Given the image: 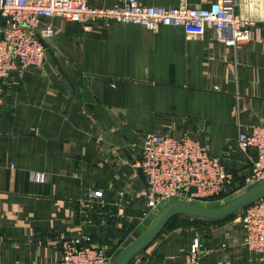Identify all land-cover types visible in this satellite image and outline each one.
<instances>
[{
  "label": "crops",
  "instance_id": "crops-1",
  "mask_svg": "<svg viewBox=\"0 0 264 264\" xmlns=\"http://www.w3.org/2000/svg\"><path fill=\"white\" fill-rule=\"evenodd\" d=\"M119 0H86L105 7ZM143 4L205 6L212 0H137ZM252 25L249 38L218 41L211 28L186 33L175 25L154 30L101 20L88 29L60 16L42 63L0 78V264H50L59 258L57 232L83 229L115 256L148 223L141 217L136 172L147 132H188L206 139L238 185L250 171L236 145L264 118V0H236ZM30 170L45 173L42 182ZM101 196L91 200L90 192ZM79 199L86 200L78 203ZM91 201H88V200ZM126 264H182L194 231L199 264H264L244 244L241 221L179 214Z\"/></svg>",
  "mask_w": 264,
  "mask_h": 264
},
{
  "label": "built area",
  "instance_id": "built-area-1",
  "mask_svg": "<svg viewBox=\"0 0 264 264\" xmlns=\"http://www.w3.org/2000/svg\"><path fill=\"white\" fill-rule=\"evenodd\" d=\"M235 6L236 0H212L205 6L184 3L162 6L119 0L105 7L90 6L86 0H0V18L3 17L0 78H6L11 70L21 71L42 63L46 50L40 39L44 41L52 35L51 25L43 22L42 17L57 15L85 29L101 20L136 23L149 30L158 25H175L190 34H200L209 27L218 41L235 44L248 40L252 25L250 20L238 16ZM236 145L244 153L248 146L254 149L252 157L245 153L250 171L243 177L241 187L264 179V118L246 131L238 130ZM138 155L135 164L146 183L139 192L144 204L141 217L153 215L165 200L208 205L209 201L222 199L236 190L231 173L210 153L208 141L188 132L179 135L147 132L141 139ZM28 176L36 182L45 179V173L40 170H30ZM89 195L93 200L101 196V191L92 190ZM84 201L79 199L78 203ZM235 215L243 225L247 249L254 254L263 253L264 194ZM78 216L76 232H57L59 258L50 264H112L113 253L92 241L83 229L84 224L91 222L88 211L80 207ZM202 252L199 234L194 231L182 264H199Z\"/></svg>",
  "mask_w": 264,
  "mask_h": 264
},
{
  "label": "water",
  "instance_id": "water-1",
  "mask_svg": "<svg viewBox=\"0 0 264 264\" xmlns=\"http://www.w3.org/2000/svg\"><path fill=\"white\" fill-rule=\"evenodd\" d=\"M0 23H3V17L0 18ZM40 41L45 50L52 55L47 44L41 39ZM136 172L146 185L144 175L139 166H136ZM263 194L264 179L252 184L217 205H204L180 199L165 200L155 211L146 226L117 252L113 258L112 264H126L129 257L146 245L173 215L186 214L203 219H218L240 210Z\"/></svg>",
  "mask_w": 264,
  "mask_h": 264
},
{
  "label": "rangeland",
  "instance_id": "rangeland-1",
  "mask_svg": "<svg viewBox=\"0 0 264 264\" xmlns=\"http://www.w3.org/2000/svg\"><path fill=\"white\" fill-rule=\"evenodd\" d=\"M243 181H244V179L242 178V181H241L240 184L238 183V185H234V187H236V188H235L236 190H234V191H230V193H229L226 197H224V198H222V199H219V200L209 201V202H208V203H209L208 205H217V204H219V203H221V202L227 200V199L230 198L231 196L235 195L236 193L242 191L243 189H245V188H247V187H249V186L251 185V184H246V185H244V186L241 187V184L243 183ZM234 215H235V214H234ZM152 216H153L152 214H150V215L148 216V217H149V220L151 219ZM149 220H148V222H149Z\"/></svg>",
  "mask_w": 264,
  "mask_h": 264
},
{
  "label": "trees",
  "instance_id": "trees-1",
  "mask_svg": "<svg viewBox=\"0 0 264 264\" xmlns=\"http://www.w3.org/2000/svg\"><path fill=\"white\" fill-rule=\"evenodd\" d=\"M235 214V212H232V213H230V214H228V215H226V216H224V217H222V218H225V217H229V216H232V215H234ZM178 215L179 214H176V215H173V216H171L166 222H165V224L161 227V229L157 232V234L162 230V229H164L165 227H167V226H170V225H176V224H179V220L178 221H176L177 219H178ZM183 215H186V214H183ZM188 216H190V215H188ZM192 218H195V219H203V218H199V217H194V216H191ZM218 219H220V218H218ZM207 220H211V221H214V220H217V219H207ZM156 234V235H157ZM155 235V236H156ZM154 236V237H155ZM153 237V238H154Z\"/></svg>",
  "mask_w": 264,
  "mask_h": 264
}]
</instances>
